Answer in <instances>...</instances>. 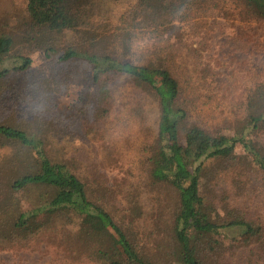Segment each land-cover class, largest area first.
Listing matches in <instances>:
<instances>
[{
	"label": "trees",
	"instance_id": "16d2710c",
	"mask_svg": "<svg viewBox=\"0 0 264 264\" xmlns=\"http://www.w3.org/2000/svg\"><path fill=\"white\" fill-rule=\"evenodd\" d=\"M104 1L25 0L28 20L21 28L26 30L29 40L33 41L37 35L47 37L52 34L64 35L71 41L62 47L60 42L56 45L54 40H48L49 44L42 50L45 57L53 60L54 74L50 73L43 82L37 83L43 85L44 94L40 88L41 93L34 98L33 117L26 121L30 125L28 132L24 125L16 122L0 126L2 138L34 149V157L24 163L26 170L8 183L6 199L2 198L5 194L2 195L3 187L0 186V248H25L27 242L38 248L46 234L63 231L77 218L80 222L79 236L86 245L73 255L72 248L76 246L66 242L64 260L75 262L79 259L82 264H158L145 256L132 240L129 230L115 221L104 203L90 198L86 183L75 172L82 159L93 155L95 145L106 152L111 147L116 150L124 136L128 141L131 121L140 130L136 133L138 130L134 129L133 134L137 137L135 151L139 154L140 173L154 184L168 185L175 195L171 239L163 250L164 262L159 264H216L215 259L223 253L221 244L226 229L241 228L250 237L264 239V226L259 219L253 220L238 207L237 213L235 207L230 206V202L242 194L249 197L254 188L248 182L243 183L242 179L236 180L237 175L233 178V171L247 176L252 171L264 179V148L257 135L264 130V82L249 93L246 117L235 133L216 136L198 125H189L178 74L168 64L172 61L170 53L174 56L181 53L183 36L178 35L181 26L215 17L223 0H178L174 7L160 13L155 10L161 0H136L115 20L106 18L104 6L99 4ZM227 2L235 8L240 7L239 14L244 20H264V0ZM136 14L140 15L135 19L139 25L132 24L134 19L130 18H136ZM164 30L169 34L176 32L175 42H169L173 37L170 36L166 40L167 50L156 45L154 51L143 54L145 59L156 60L157 63L145 61L135 64L129 61L136 56L134 44L138 42L137 38L141 40L151 33L160 35ZM13 46V38L0 33V79L11 71L3 67V62L10 56ZM115 47L117 54L114 53ZM16 59L19 64L15 70L23 71L30 67L29 58L20 56ZM76 59L93 65L95 81L101 73L117 74L143 90L135 106H129L126 116L120 113L116 119L110 120L107 115L111 95L106 82H96L97 87L91 97L97 107L92 112H83V97L75 106L69 102H57L55 96L61 94L60 65ZM151 96L158 106L153 132L142 116L144 106L141 102ZM66 112L70 114L67 119L59 116ZM59 130L77 132L75 141L81 142L75 144L71 137ZM61 133L64 137L62 150H49L47 146ZM82 153L86 156L82 157ZM240 163L243 166L235 169ZM223 173L224 178H229L233 184L229 187L235 191L230 193L228 187L225 188ZM208 179L214 188L207 201L201 187L202 181ZM31 186L40 191L36 199L30 198ZM238 186L240 191L236 190ZM13 195H25L27 200H11ZM219 207L224 214L220 213ZM119 256L123 260H119ZM243 257L247 264H252L253 258Z\"/></svg>",
	"mask_w": 264,
	"mask_h": 264
},
{
	"label": "rangeland",
	"instance_id": "374dc122",
	"mask_svg": "<svg viewBox=\"0 0 264 264\" xmlns=\"http://www.w3.org/2000/svg\"><path fill=\"white\" fill-rule=\"evenodd\" d=\"M135 1L105 0L99 4L104 6L106 18L115 20ZM227 1L229 0L222 1L219 14L215 17H206L197 24L195 22L192 25L181 26L178 35L183 36L180 43L182 54L174 56V53H170L172 61L168 62L173 72L178 74L182 86L181 98L184 99V105L188 110L189 125H198L216 136H231L235 133L246 117L249 93L256 85L264 82V20H244L239 14L240 7L235 8ZM177 2L178 0H161L155 12L171 9ZM150 10L152 15L153 7ZM136 16L130 17L134 19L133 23L129 19L126 20L139 25L135 19L140 18V15ZM27 20L25 0H0V33L9 35L14 41L10 56L3 62V67L11 71L0 79V126L16 122L17 125H24L28 132L30 125L26 121L33 117L31 110L35 107L34 98L39 96L41 90L44 94L43 85L37 83L43 82L50 73L54 74L52 71L54 62L45 57L42 50L49 44L48 40H54L56 45L60 42L62 47L71 40L64 35L50 34L44 37L41 34L31 41L26 37V30L21 28L25 26ZM174 36H177L175 31L169 34L164 30L160 35L151 33L141 40L137 38L138 42L134 44L136 56L129 61L135 64L150 61L151 59H145L143 54L154 51L156 45L159 48L166 47L167 50L166 40L170 37L169 42L174 43L177 38ZM114 53L117 54L116 47ZM20 56L31 60L30 67L23 71L15 70L19 64L16 58ZM150 62L157 63L156 60ZM59 71L61 94H56L57 102L65 104L69 102L75 106L77 100L83 97L85 99L83 112H92L97 107L91 97L97 83H109L111 98H108L107 115L110 120L116 119L120 113L126 116L129 106L134 107L140 98L138 96L143 92L117 74L101 73L95 81L93 65L82 59L60 65ZM141 102L144 106L142 116L146 118V123L151 126L153 132L152 125L158 115L157 102L153 96ZM59 116L67 119L70 114L66 112ZM129 124L131 136L135 134V130H138L136 133H140L136 123L131 121ZM59 132L66 133L75 144L81 142L75 141L78 137L77 132L66 130ZM257 135L264 148V130ZM121 136H124L122 132ZM131 136H128V141L126 136L119 140L120 144L117 147L113 146L116 150L111 147L102 152L95 145L93 155L82 159L81 166L75 168V172L80 174L86 183L88 192L91 193L90 198L95 202L104 203L115 221L129 230L132 240L143 250L145 256L151 262L159 264L164 262L163 250L167 248L166 244L171 239L170 226L175 195L168 185L154 184L140 173L139 154L135 151L138 145L137 137ZM62 138L64 137L61 133L47 148L62 150L64 145ZM85 156L86 154L82 153V157ZM33 157L34 149L24 148L0 136V186L3 187L2 195L5 194L2 198L6 199L8 183L15 175L24 171V163ZM242 166L240 163L235 169ZM231 174L233 178L237 175L236 180L242 179L243 183L248 182L254 188L251 189L249 197L242 194L230 202V206L235 207V210L238 207L240 212L245 211L246 215L255 221L259 219L264 226V179L252 171L249 176L242 172L237 174L235 171ZM221 176L225 188L228 187V192L235 191V188L229 187L233 185L228 181L230 179L224 178V173ZM201 188L208 201L214 188L212 181L209 179L202 181ZM219 189L218 187L217 191ZM236 190L240 191V187L238 186ZM29 192L32 199H36L40 193L32 186L29 187ZM24 196L13 195L11 200L26 201L27 198ZM219 210L221 214L225 213L220 207ZM236 212L239 213L237 210ZM79 229L80 222L75 218L63 231L46 234L38 248L30 242L26 243L25 248L17 246L0 248V264H82L79 259L72 262L63 258L66 252L65 245L69 242L76 246L72 248L73 255L85 247L86 241L83 242L79 236ZM223 233L226 234L221 244L223 253L214 263L247 264L243 257L245 256L250 260L253 258L252 264H264V239L250 237L241 228L226 229ZM121 258L122 256L118 257L119 260H123Z\"/></svg>",
	"mask_w": 264,
	"mask_h": 264
}]
</instances>
